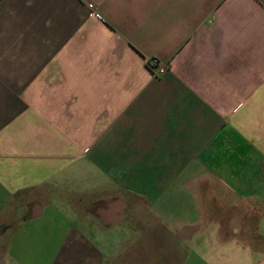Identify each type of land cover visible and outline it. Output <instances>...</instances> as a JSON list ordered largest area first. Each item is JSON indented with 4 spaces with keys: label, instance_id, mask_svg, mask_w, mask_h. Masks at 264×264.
<instances>
[{
    "label": "crops",
    "instance_id": "0c3cea01",
    "mask_svg": "<svg viewBox=\"0 0 264 264\" xmlns=\"http://www.w3.org/2000/svg\"><path fill=\"white\" fill-rule=\"evenodd\" d=\"M0 264H264V0H0Z\"/></svg>",
    "mask_w": 264,
    "mask_h": 264
},
{
    "label": "built area",
    "instance_id": "2783aa9c",
    "mask_svg": "<svg viewBox=\"0 0 264 264\" xmlns=\"http://www.w3.org/2000/svg\"><path fill=\"white\" fill-rule=\"evenodd\" d=\"M147 66L155 76H162L169 70V64L158 58L147 60Z\"/></svg>",
    "mask_w": 264,
    "mask_h": 264
},
{
    "label": "rangeland",
    "instance_id": "374dc122",
    "mask_svg": "<svg viewBox=\"0 0 264 264\" xmlns=\"http://www.w3.org/2000/svg\"><path fill=\"white\" fill-rule=\"evenodd\" d=\"M153 249H154V247H153ZM151 252H152V250H151ZM152 253H153V252H152ZM142 254H143V253H140L139 256L136 255V256L134 257V259L136 260V259L139 258Z\"/></svg>",
    "mask_w": 264,
    "mask_h": 264
}]
</instances>
